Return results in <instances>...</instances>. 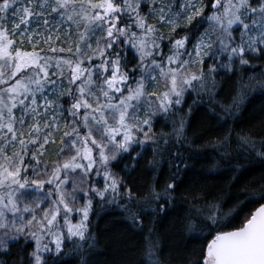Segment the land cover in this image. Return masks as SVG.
<instances>
[{"label": "snow or ice", "instance_id": "obj_1", "mask_svg": "<svg viewBox=\"0 0 264 264\" xmlns=\"http://www.w3.org/2000/svg\"><path fill=\"white\" fill-rule=\"evenodd\" d=\"M255 94L264 0H0V264H94L98 209L147 229L140 264H264V118L233 127ZM201 106L224 131L194 147ZM161 217L195 259L164 252Z\"/></svg>", "mask_w": 264, "mask_h": 264}, {"label": "trees", "instance_id": "obj_2", "mask_svg": "<svg viewBox=\"0 0 264 264\" xmlns=\"http://www.w3.org/2000/svg\"><path fill=\"white\" fill-rule=\"evenodd\" d=\"M231 91L232 82L229 81L222 85L220 95L227 97ZM261 118H264V96L255 94L252 97L251 103L247 106L246 110L241 113L240 119L235 122L233 127L239 131L241 128H248L258 124ZM156 130L158 131L159 128ZM164 130L168 131L169 126L165 125ZM223 131L224 129L219 127L215 121H208L203 106L193 113L190 120V127L187 129L188 134L196 141L194 147L205 144L208 138L221 135ZM254 133L257 135V138H259L260 135L264 134V128L257 126L254 128ZM246 163L245 161V164ZM202 164L203 161L193 162V172L195 175H190L189 179L205 183L208 190L212 193L225 192L227 184L226 178L221 177L216 172H205L202 168ZM248 167L253 170L249 171L248 175L240 181L241 184L251 178H257L260 174L258 165H250ZM114 170L120 172L121 176H125V173L120 171V167ZM204 175L210 178L203 180L202 177ZM147 178L148 174L142 171V165L134 171L131 176L126 177V179L134 182L137 188H139ZM163 179L164 176H161L162 181ZM232 195H240L242 197V193L239 192L238 188L233 189ZM98 212V217L96 215L92 217L99 241L97 254L94 256V264H140V250L144 245V236L146 235L147 229H145L144 232L140 230H130L127 227L126 221H124L117 212L107 209H98ZM247 214L248 208H245L241 216L243 217ZM173 221V217H161L158 221L159 230L164 236V243L162 244L164 252L167 253L171 251L174 260L177 258V254L195 259L199 254L200 243L193 240L187 232L182 233L179 224ZM28 251H31V249L29 248ZM12 252L13 255L16 254L15 247L12 248Z\"/></svg>", "mask_w": 264, "mask_h": 264}]
</instances>
